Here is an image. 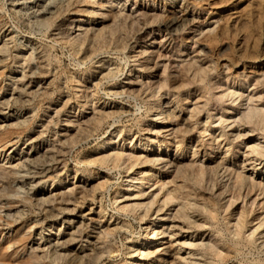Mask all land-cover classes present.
I'll list each match as a JSON object with an SVG mask.
<instances>
[{"label":"rangeland","instance_id":"374dc122","mask_svg":"<svg viewBox=\"0 0 264 264\" xmlns=\"http://www.w3.org/2000/svg\"><path fill=\"white\" fill-rule=\"evenodd\" d=\"M208 1L0 0V166L14 170L0 180V264H71L96 235L97 264H168L171 254L178 264H264V192L251 193L250 213L241 198L224 212L203 190L224 160L218 184L239 170L264 191V128L246 117L264 113V60L247 63L237 48L245 24L264 56V17L255 0ZM110 9L128 34L82 58L70 42L93 44ZM227 14L222 41L208 42ZM23 53L24 68L12 61ZM155 153L162 160H148ZM172 157L191 165L187 180L165 165ZM184 201L194 204L188 220Z\"/></svg>","mask_w":264,"mask_h":264},{"label":"bare ground","instance_id":"6f19581e","mask_svg":"<svg viewBox=\"0 0 264 264\" xmlns=\"http://www.w3.org/2000/svg\"><path fill=\"white\" fill-rule=\"evenodd\" d=\"M213 1V0H212ZM227 1V0H226ZM257 1V4H256V16L255 18H258V20L260 22H262L263 20V11H262V8L260 6L261 4V1L260 0H255ZM75 2V1H74ZM79 2V1H78ZM106 2H109V0H106ZM119 2V1H118ZM204 2L208 5H210L211 3L208 1V0H204ZM232 2V1H231ZM259 2V3H258ZM117 3V2H116ZM221 4V3H220ZM219 4V5H220ZM229 4V3H228ZM251 4H254V3H251ZM215 5V4H213ZM230 5V4H229ZM74 8H76V11L78 13H81V14H86V13H89L88 11H86V8L82 7L81 5L77 4L76 6H74ZM209 8V7H208ZM235 8V7H233ZM236 9V8H235ZM38 10V9H37ZM37 10H36V13H37ZM246 10V7L243 8V12ZM74 11V10H73ZM75 11V12H76ZM120 11V10H119ZM43 11H40L38 13V16L40 14H42ZM121 12V11H120ZM35 14V13H34ZM32 14V15H34ZM122 14V13H120ZM107 18H108V21L111 23V25H107L108 26V29H98V32L94 34V38H91L93 39V44H90V45H86V46H83V42L82 41H77L78 39L77 38H74L72 42H70V45L74 47V49H80L81 50V57L86 59L85 57H87V55H90L98 50H100L102 47H105V48H108L111 44L112 45H115L117 44V40L119 41V38L122 37L123 35H127V31H125V24H126V21H125V17H120L119 18V13L118 11L116 10H109L106 14H104ZM244 15V14H243ZM83 16V15H82ZM123 16V15H122ZM230 15L227 14L225 15V17H222L220 19H222V21H220L221 25H218V27L216 28L215 31H213L211 34H207L205 35V39L212 43V44H215V43H218V41L220 40V36L222 34H224L226 32V27H227V23H228V20H229V17ZM35 17V16H34ZM118 19V20H117ZM140 19V18H139ZM38 20V19H37ZM235 20V19H234ZM139 21V20H138ZM75 22V21H74ZM107 22V21H106ZM137 22V21H136ZM234 22V21H233ZM244 22V21H243ZM140 23V22H139ZM239 23V22H238ZM77 24V23H76ZM129 24L131 27H135V20L134 18L132 19L130 17L129 19ZM230 24V23H229ZM105 25V24H104ZM231 25V24H230ZM77 26H79V24H77ZM129 27V26H128ZM246 27H247V30H246ZM250 27V26H249ZM247 25L245 26L244 24V29L246 30V32H244L243 34V37H242V40L245 42L247 41L248 38H251L252 39V42L253 44L248 47V45L244 42H242L241 45H239L237 48L238 49H241V51H243V56L246 57L247 59V63H255L257 61H261V60H264V56H261L260 53L258 52V40H259V34L257 32V30L255 29H251L249 28ZM256 27V26H255ZM240 28V27H239ZM86 29V28H85ZM95 29V28H94ZM88 30V29H87ZM97 30V29H96ZM138 30V28L136 29ZM244 30V31H245ZM94 31V30H93ZM132 31V30H131ZM235 31V30H234ZM239 31V30H238ZM86 32V31H85ZM243 32V31H242ZM65 29H61V34H65ZM86 34V33H85ZM238 34V32L236 33ZM242 34V33H241ZM261 34V33H260ZM234 36V35H233ZM241 36V35H240ZM239 36V37H240ZM82 37V36H81ZM140 39V38H139ZM227 39V38H226ZM239 40V38H238ZM241 40V39H240ZM222 41V40H220ZM240 42V41H239ZM1 43V42H0ZM230 43V42H229ZM120 44V43H119ZM263 44V43H261ZM238 45V44H236ZM6 46H7V42L4 41L2 42V44L0 45V52H5L7 49H6ZM20 48L23 50L25 49V44H22L20 46ZM147 48V47H146ZM102 50V49H101ZM233 51V50H232ZM240 51V52H241ZM130 52V51H129ZM131 53V52H130ZM147 54V53H146ZM151 54V53H150ZM263 55V54H262ZM236 56V55H235ZM21 57V58H20ZM261 57V58H260ZM234 58V56H233ZM234 59L237 60V57H235ZM5 59H2L0 57V63H3ZM231 60V59H230ZM12 61L17 63L18 65H21L22 68L24 67H28L30 66L29 65V55L27 54H19V55H15L12 57ZM228 62V61H227ZM144 63V62H143ZM147 64V62L145 63ZM149 64V63H148ZM247 64H245L246 66ZM150 66V65H149ZM197 67V66H196ZM248 67V65H247ZM245 68V67H244ZM26 76V74H22L18 79L16 80H22L24 77ZM178 81V80H177ZM18 81L15 82V85L16 87L19 89V92H18V99H17V102H25V100H23V93H25V95L30 92H26V90L24 89H21L20 86H18ZM23 90V91H22ZM51 93H46L45 95L42 96V99H48L50 97ZM40 96V95H39ZM21 100V101H20ZM64 100V98H63ZM169 102V101H168ZM1 103V102H0ZM2 106V105H1ZM169 107V106H168ZM174 113V112H173ZM246 117L248 119H252V118H255V119H258L260 120V123L263 125V128H264V113H260L258 112L256 109L254 108H249L248 111L246 112ZM95 118V117H94ZM82 119V118H81ZM88 119V118H87ZM80 125V124H79ZM80 127V126H79ZM180 132H183L184 133H187V129H183V130H180ZM106 144V143H105ZM104 143H101L99 144L98 146H103ZM61 151V149H60ZM45 153V152H44ZM55 154V153H54ZM54 154L52 153L51 155H47V158L49 157H55ZM147 155V154H146ZM176 156V155H175ZM28 157V156H27ZM103 157V156H102ZM45 157V159H47ZM48 159V161H49ZM56 159V157H55ZM104 159H108L110 161H117L118 158L115 157V158H105ZM102 159V161L104 160ZM162 160V157L159 156L157 153H155V157L154 158H148V160ZM31 160V159H30ZM52 161V159H50ZM45 161V160H44ZM105 161V160H104ZM23 162V161H22ZM146 162V161H145ZM165 165H170L172 167V171L175 173V176H182L184 179L187 178V176L185 175V169H188V170H191V165L187 166L185 164H183V162L177 158H171V159H166L165 161ZM150 163V162H149ZM224 163V160H221L220 162L217 163V165H213L212 167H210L208 169V172H207V175H206V178H205V188H203V190H205L208 194H209V199H210V202L213 204V206H218L219 208L222 209V211L226 212L227 209L229 207H231L233 205V203L239 198L242 199L243 203H247V201H249V205L251 206L250 207V210L249 212L250 213H253L254 212V209L252 208V205L255 203V198H251L252 197V194L251 193H254L256 192V190H260L261 192H264L262 191V183L260 181H257L256 179H254V177H252L251 175H245L242 173V171H239V170H235L233 173H232V176H228L226 178L225 181L222 182V185L218 184L217 183V177H218V166L220 164H223ZM210 165V164H209ZM34 167V166H33ZM168 167V166H167ZM166 167V168H167ZM170 167V168H171ZM189 167V168H188ZM221 168V167H220ZM14 170H12V168H6V167H3V166H0V180L1 179H5L6 181L8 180L7 178L10 177L12 175ZM171 172V171H170ZM245 173V172H244ZM222 175V174H221ZM12 178V177H11ZM55 178V177H54ZM222 179H223V176H222ZM187 180V179H186ZM224 180V179H223ZM8 182V181H7ZM4 184H7L5 182H2ZM191 185L192 184H188L186 183L185 185L182 186V188H187V189H190L192 190L191 188ZM2 189H6L5 187H3ZM204 192H200L198 193L197 195H202ZM206 193V194H207ZM204 198V197H203ZM205 199V198H204ZM40 200V199H39ZM42 200V199H41ZM45 200V199H43ZM42 200V201H43ZM47 200V199H46ZM164 203H165V200H162ZM246 205V204H245ZM256 205V204H255ZM194 204L190 203V202H182L180 204V206H178L179 208V214L180 216H182L183 219L185 220H188L190 218L191 215H189V210L194 208L193 207ZM197 206V205H196ZM206 212L208 214H210L211 217H214V214L209 211L207 208L205 209ZM244 212V211H243ZM242 215V218H240L237 223H236V231H234V234L235 235H238L240 229L243 227V224L244 222L246 221L245 220V217L243 214ZM253 215V214H252ZM258 217V216H257ZM251 219V218H250ZM191 222V221H190ZM85 233V232H84ZM81 235V233L79 234V236ZM99 235H96L94 236V239L93 240H90L89 241V246L90 248L88 249H81L80 251H77V252H73L71 258H70V263L71 264H97V261L99 260L100 258V250H99ZM72 239H76V238H73ZM241 239V238H240ZM224 240V239H223ZM231 241V240H230ZM63 243V242H62ZM231 243V242H230ZM239 243V241L237 239H232V244H237ZM59 246V245H58ZM62 246V245H61ZM65 247V246H64ZM168 247V246H167ZM215 247L214 244H210L209 245V250L210 251H215ZM218 247V246H217ZM170 249V248H169ZM102 252V251H101ZM62 253V252H61ZM71 253V252H70ZM67 254V253H66ZM65 254V255H66ZM69 254V253H68ZM59 255V254H57ZM63 255V254H62ZM160 255V254H159ZM55 258V257H54ZM154 258V257H153ZM156 258V257H155ZM227 258V254L225 253L221 259H226ZM63 259V258H62ZM146 259V258H145ZM176 258H173L172 257V254L170 256V259L168 260V264H178L177 262H175ZM64 260H65V257H64ZM150 260V259H149ZM148 260V261H149ZM162 260V257H157V260L156 261H153V262H158ZM147 262V261H146ZM29 264V263H28Z\"/></svg>","mask_w":264,"mask_h":264}]
</instances>
